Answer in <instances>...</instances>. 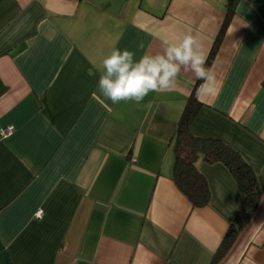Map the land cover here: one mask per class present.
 I'll list each match as a JSON object with an SVG mask.
<instances>
[{
  "label": "crops",
  "instance_id": "1",
  "mask_svg": "<svg viewBox=\"0 0 264 264\" xmlns=\"http://www.w3.org/2000/svg\"><path fill=\"white\" fill-rule=\"evenodd\" d=\"M231 2L0 0V264H212L243 195L220 162L197 164L206 206L173 178L194 73L140 103L93 93L114 48L139 60L191 33L208 59ZM211 67L191 131L237 150L261 189L215 264H264V0L238 1Z\"/></svg>",
  "mask_w": 264,
  "mask_h": 264
},
{
  "label": "trees",
  "instance_id": "2",
  "mask_svg": "<svg viewBox=\"0 0 264 264\" xmlns=\"http://www.w3.org/2000/svg\"><path fill=\"white\" fill-rule=\"evenodd\" d=\"M239 0H232L229 4L226 17L216 38L205 67H211L218 50V46L225 35L229 23L234 15ZM203 81L197 80L191 95L188 97L182 116L175 131V163L173 178L179 188L187 195L194 206H206L211 199V190L205 175L198 168V161L208 163H223L233 174L243 195L242 204L234 221L231 223L220 247L213 257L212 264L217 263L227 253L234 243L240 229L251 219L257 210L261 189L253 167L242 155L217 138L195 136L191 125L203 106L201 100L196 98V90Z\"/></svg>",
  "mask_w": 264,
  "mask_h": 264
},
{
  "label": "clouds",
  "instance_id": "3",
  "mask_svg": "<svg viewBox=\"0 0 264 264\" xmlns=\"http://www.w3.org/2000/svg\"><path fill=\"white\" fill-rule=\"evenodd\" d=\"M163 45L162 51L145 53L139 60L134 51L114 48L102 61L103 71L93 97L99 95L113 104L140 103L150 92L173 90L182 71L194 73L197 80L203 81L196 90L198 100L216 92L215 69L205 67L207 56L197 36H173L165 39Z\"/></svg>",
  "mask_w": 264,
  "mask_h": 264
},
{
  "label": "built area",
  "instance_id": "4",
  "mask_svg": "<svg viewBox=\"0 0 264 264\" xmlns=\"http://www.w3.org/2000/svg\"><path fill=\"white\" fill-rule=\"evenodd\" d=\"M13 130H14V126H8V127H6V128H2V129H1V135H2V136H7V135H9ZM42 214H43L42 210H39V211L37 212V216H38V217H41Z\"/></svg>",
  "mask_w": 264,
  "mask_h": 264
}]
</instances>
